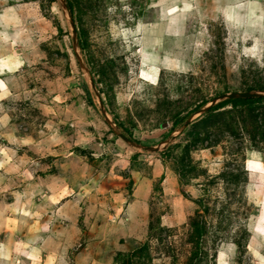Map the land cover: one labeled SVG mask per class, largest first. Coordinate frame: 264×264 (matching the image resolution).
<instances>
[{
  "label": "rangeland",
  "instance_id": "1",
  "mask_svg": "<svg viewBox=\"0 0 264 264\" xmlns=\"http://www.w3.org/2000/svg\"><path fill=\"white\" fill-rule=\"evenodd\" d=\"M6 7L0 264H264V0Z\"/></svg>",
  "mask_w": 264,
  "mask_h": 264
},
{
  "label": "bare ground",
  "instance_id": "2",
  "mask_svg": "<svg viewBox=\"0 0 264 264\" xmlns=\"http://www.w3.org/2000/svg\"><path fill=\"white\" fill-rule=\"evenodd\" d=\"M188 1H190V0H188ZM254 1V0H253ZM242 2V1H241ZM248 3V2H247ZM246 3V4H247ZM252 3V2H251ZM254 3V2H253ZM237 4V3H236ZM241 5H242V3H241ZM258 5V4H257ZM225 6H227V8H225V9H223V16L225 17V19L226 20H224V21H226V23L228 22H231V19L232 18H236V16L237 15H235V14H231L232 12L230 11V10H232L233 9V7H234V3H227V4H225ZM12 7V6H11ZM190 6H187V5H185V8H187V9H182L181 11L182 12H184V11H189V8ZM229 8H230V10H229ZM261 8V7H260ZM238 9V8H237ZM240 9V8H239ZM257 9V8H256ZM12 9H9V7H6V8H4V9H2L1 10V12H0V14H1V19L3 18L4 20H3V22L4 23H8V22H10L11 23V20H8L9 19V15H11L12 13H10V12H12L11 11ZM230 11V12H229ZM235 11V10H234ZM246 11V10H245ZM14 12H15V10H14ZM253 12V11H252ZM251 14V13H250ZM15 16V15H14ZM17 16V15H16ZM246 16V15H245ZM250 16V15H249ZM239 18V17H238ZM13 19V18H12ZM256 19V18H255ZM21 20V19H20ZM232 20H234V19H232ZM248 20V19H247ZM244 22V21H243ZM15 23V22H14ZM237 23H239V22H237ZM236 23V24H237ZM245 24V23H244ZM244 24H243V26H244ZM235 26V25H234ZM241 26V25H240ZM250 26V25H249ZM233 27V26H232ZM13 28V27H12ZM245 28V27H244ZM5 29V28H4ZM241 29V28H240ZM247 29V28H246ZM2 31H0V33H1ZM4 35V34H3ZM2 39V38H1ZM25 45V44H24ZM25 48V47H24ZM155 48V47H154ZM140 49H143L142 48V44H141V48ZM24 50V49H23ZM140 51L141 50H139V53H140ZM172 53V52H171ZM169 59V58H168ZM154 61V59L152 58V59H149V60H145V61H141V63H140V65L141 66H143V67H147V68H149V67H157L158 69H160V67L159 66H157L156 64H155V62H153ZM171 61H172V59H171ZM0 67L2 68V69H4L5 70V72L6 73H8V72H10L11 73V71H10V63H8V64H6V62L4 61V60H1L0 61ZM14 64V65H13ZM11 66H16L15 68H14V70H16L17 69V67L19 68V65L21 64V62L20 61H15L14 63H13ZM161 69H168V68H166V66L164 67H162L161 66ZM171 69H173V66L171 67ZM170 69V70H171ZM9 155V154H8ZM251 161L250 160H248V162L247 163H250ZM255 164H256V162H254ZM248 170L250 171V172H252L255 176H257L256 174H258L257 172H258V168H254L253 166H250V168H248ZM251 173V174H252ZM252 174V175H253ZM261 178V177H260ZM48 186V185H47ZM49 187V186H48ZM26 190V189H25ZM59 195V194H58ZM263 201H264V197H263ZM18 207V206H17ZM16 209V208H15ZM14 211V210H13ZM19 212V211H18ZM12 214H14V213H12ZM20 214V213H19ZM29 214V213H28ZM17 217V216H16ZM16 220V219H15ZM17 222V221H16ZM251 249V248H250Z\"/></svg>",
  "mask_w": 264,
  "mask_h": 264
},
{
  "label": "trees",
  "instance_id": "3",
  "mask_svg": "<svg viewBox=\"0 0 264 264\" xmlns=\"http://www.w3.org/2000/svg\"><path fill=\"white\" fill-rule=\"evenodd\" d=\"M259 101H264V97H252V98H224L221 99L216 105L212 106L210 108V112L209 114H211L212 112H214L217 109H222L225 108L226 106H236V105H241V104H253ZM224 113H220V116L223 115ZM263 116H264V112H263ZM264 133L260 132V136H263Z\"/></svg>",
  "mask_w": 264,
  "mask_h": 264
},
{
  "label": "water",
  "instance_id": "4",
  "mask_svg": "<svg viewBox=\"0 0 264 264\" xmlns=\"http://www.w3.org/2000/svg\"><path fill=\"white\" fill-rule=\"evenodd\" d=\"M259 96H264V90L262 92L235 91V92H230V93H226V94H221L220 96L214 98L213 100L217 101V100H221V99H224V98H252V97H259ZM210 104L211 103H208L207 107H204L201 111H204L209 106H211ZM125 141L129 142L127 139H125Z\"/></svg>",
  "mask_w": 264,
  "mask_h": 264
},
{
  "label": "crops",
  "instance_id": "5",
  "mask_svg": "<svg viewBox=\"0 0 264 264\" xmlns=\"http://www.w3.org/2000/svg\"><path fill=\"white\" fill-rule=\"evenodd\" d=\"M3 9H4V8H3ZM8 63H10V62L7 61L6 64H8ZM0 65H1V64H0ZM22 65H23V62H21V64L19 65V67H21ZM9 67L11 68L10 71L12 70L11 73H10V72L6 73L5 70L2 69V68L0 67V76H5V75H6V77L9 78L8 75L12 74L13 72L17 71V69H18V67H17V69L14 70V68H15L16 66H9ZM3 88H4V85H3V84L1 83V81H0V90L3 91V90H2ZM137 188H138V189L140 188L139 184L137 185ZM129 206H130V205H129Z\"/></svg>",
  "mask_w": 264,
  "mask_h": 264
}]
</instances>
